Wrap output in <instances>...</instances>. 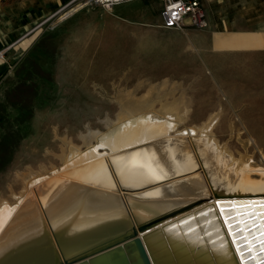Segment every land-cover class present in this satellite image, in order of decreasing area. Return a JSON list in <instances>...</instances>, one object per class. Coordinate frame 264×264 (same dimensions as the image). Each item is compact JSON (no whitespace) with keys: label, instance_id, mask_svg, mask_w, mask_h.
Returning <instances> with one entry per match:
<instances>
[{"label":"rangeland","instance_id":"rangeland-1","mask_svg":"<svg viewBox=\"0 0 264 264\" xmlns=\"http://www.w3.org/2000/svg\"><path fill=\"white\" fill-rule=\"evenodd\" d=\"M199 1L206 25L173 30L161 24L160 0H0V201L138 111L169 109L179 128L213 118L220 146L264 169V0ZM159 143L171 163L198 167L185 142ZM205 171L224 191H264V180L229 185ZM101 180L68 185L45 214L80 194L92 205L118 200Z\"/></svg>","mask_w":264,"mask_h":264},{"label":"bare ground","instance_id":"bare-ground-1","mask_svg":"<svg viewBox=\"0 0 264 264\" xmlns=\"http://www.w3.org/2000/svg\"><path fill=\"white\" fill-rule=\"evenodd\" d=\"M163 110V116L138 111L119 117L109 132L98 134L100 138L85 145V149H71L60 167L31 177L14 202L0 201V242L5 233L21 226L35 213L36 221L44 217V205L55 201L68 185L94 186L102 176L99 188L118 192V200L89 205V196L80 194L65 209L50 215L55 217L47 216L48 220L62 224L71 219L64 233L88 236L103 232L106 227L116 230L127 226V210L140 219H149L203 197L205 201L192 210L141 235L153 264H264V191H224L210 183L205 171L207 168L216 179L229 185H257L264 180L263 167L252 166L247 159H235L220 146L211 136L213 118L201 127L179 128L176 115L169 109ZM172 136L186 143L198 167L192 169L189 162L181 166L171 163L159 141ZM165 176L173 179L163 186L127 196L120 191L121 186L133 188ZM214 191L224 197H213ZM17 246L20 247L18 242L4 250L0 259Z\"/></svg>","mask_w":264,"mask_h":264},{"label":"water","instance_id":"water-1","mask_svg":"<svg viewBox=\"0 0 264 264\" xmlns=\"http://www.w3.org/2000/svg\"><path fill=\"white\" fill-rule=\"evenodd\" d=\"M172 179L171 176H165L161 180L133 188L121 186L120 191L127 196L152 186H163ZM212 196L224 197L217 191H214ZM205 199L199 197L149 219H140L136 213L133 214L132 210L131 212L127 210V214L125 213L128 219L127 226L116 230L113 227H106L103 232L89 233L88 236H80V233L76 232L64 233V228L70 226L72 220L62 224L61 221L51 223L45 212L44 217L10 234L0 243V256L17 242L20 245V247H14L10 253L2 255L0 264H153L154 260L152 262L146 251L141 235L164 224L166 220L192 210ZM33 233L35 235L29 239L28 236Z\"/></svg>","mask_w":264,"mask_h":264},{"label":"built area","instance_id":"built-area-1","mask_svg":"<svg viewBox=\"0 0 264 264\" xmlns=\"http://www.w3.org/2000/svg\"><path fill=\"white\" fill-rule=\"evenodd\" d=\"M120 1L122 0H95V3L112 6ZM161 3L159 17L164 28L175 30L206 25L199 0H161ZM0 56L3 54L0 53Z\"/></svg>","mask_w":264,"mask_h":264},{"label":"crops","instance_id":"crops-1","mask_svg":"<svg viewBox=\"0 0 264 264\" xmlns=\"http://www.w3.org/2000/svg\"><path fill=\"white\" fill-rule=\"evenodd\" d=\"M142 2L144 1H146L147 2V0H141ZM200 2V1H199ZM161 5H162V3H161V0H160V5H159V10H160V8H161ZM201 7H202V5H201ZM159 19H160V17H159ZM161 20V19H160ZM259 41H261V42H264V40H262V38H261V36H260V38H259ZM264 45V44H263Z\"/></svg>","mask_w":264,"mask_h":264},{"label":"trees","instance_id":"trees-1","mask_svg":"<svg viewBox=\"0 0 264 264\" xmlns=\"http://www.w3.org/2000/svg\"><path fill=\"white\" fill-rule=\"evenodd\" d=\"M180 166L182 165L180 162H179Z\"/></svg>","mask_w":264,"mask_h":264}]
</instances>
